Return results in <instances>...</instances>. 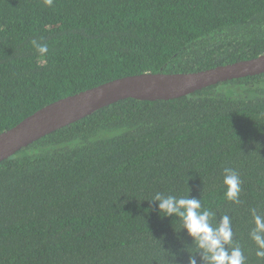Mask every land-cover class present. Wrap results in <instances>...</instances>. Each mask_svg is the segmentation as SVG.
<instances>
[{
    "label": "trees",
    "instance_id": "obj_1",
    "mask_svg": "<svg viewBox=\"0 0 264 264\" xmlns=\"http://www.w3.org/2000/svg\"><path fill=\"white\" fill-rule=\"evenodd\" d=\"M263 53L264 0H0V132L113 79ZM156 192L230 216L232 247L264 264L250 237L251 210L264 215V72L119 100L0 161V264H205L182 221L149 201Z\"/></svg>",
    "mask_w": 264,
    "mask_h": 264
},
{
    "label": "water",
    "instance_id": "obj_2",
    "mask_svg": "<svg viewBox=\"0 0 264 264\" xmlns=\"http://www.w3.org/2000/svg\"><path fill=\"white\" fill-rule=\"evenodd\" d=\"M264 72L257 57L188 73H140L120 77L58 99L0 132V161L39 138L119 100H168L212 84Z\"/></svg>",
    "mask_w": 264,
    "mask_h": 264
},
{
    "label": "clouds",
    "instance_id": "obj_3",
    "mask_svg": "<svg viewBox=\"0 0 264 264\" xmlns=\"http://www.w3.org/2000/svg\"><path fill=\"white\" fill-rule=\"evenodd\" d=\"M50 3L51 0H48ZM39 53L48 51L47 45L32 41ZM223 184L227 186L226 198L234 203H239L241 180L239 174L232 168L224 169ZM157 202L158 212L163 216H175L182 221V227L187 230L201 253L205 264H245V257L239 246L232 247L233 230L231 217L224 215L218 222L215 213L205 208L200 198L176 197L156 192L151 200ZM255 227L252 228L250 237L258 246L257 257L264 258V215L257 214L252 209ZM188 264H196L195 255H189Z\"/></svg>",
    "mask_w": 264,
    "mask_h": 264
}]
</instances>
